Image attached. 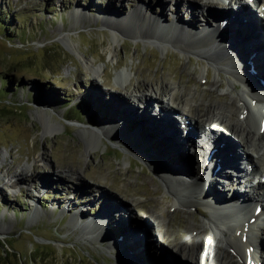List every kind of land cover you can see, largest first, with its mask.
Wrapping results in <instances>:
<instances>
[{"label": "rangeland", "instance_id": "1", "mask_svg": "<svg viewBox=\"0 0 264 264\" xmlns=\"http://www.w3.org/2000/svg\"><path fill=\"white\" fill-rule=\"evenodd\" d=\"M222 1L223 6L228 3L229 7L233 6L234 0ZM244 1L249 10L251 4ZM141 2L150 13L155 16L162 13L164 18L153 34H133L129 28L126 30L129 32H117L110 23L114 20L109 21L108 16L129 17L138 11ZM197 6L187 0H0V17L10 25L12 39L0 38V85L7 81L2 89L5 96H0V176L5 175L7 168L12 171L6 173L7 179L0 177V241L6 244L9 254L0 264H97L96 252L100 251L117 257L121 264H202L191 252L193 256L186 257L189 252L185 244L183 251H179L176 240L188 245L191 240L207 248L210 233L207 223L213 230H226L227 236L233 233L226 221L233 216H226L232 213L233 207L225 205V215L219 216V206L214 199H204L202 191L206 187L202 190L199 183L204 174L200 158H194L187 148L183 152L188 163L184 154H180L182 148L176 150L177 153L159 131L172 129L174 125L165 124L161 128L163 123L158 116L151 119L153 114L149 116L142 111L145 106L151 113L156 103L169 105L171 96H178L181 105L188 101V107L201 109L208 117V122L204 123L205 133L215 137L220 134L221 138L216 139L221 141L217 143L227 147L229 164L236 166L237 171L245 170L242 158L247 154L242 151L239 140L222 131L214 132L209 126L219 129V124L215 123L217 112L225 116L233 110L232 104L241 107L236 98H244L246 93L247 97L255 96L264 109V102L259 100H264V83L241 61L249 40L241 43V39L235 38L246 33V29L235 23L223 31L217 29L215 42L211 44L207 40L206 46L201 39L188 36L202 30H216V22L206 20H211L212 14L219 16L225 12L211 3L202 16L196 11ZM82 10L84 16H74V12L79 14ZM179 15L180 19L182 15L187 16L184 19L187 24L181 22L180 30L173 23ZM251 15L256 18L255 13ZM198 16H202L207 26ZM256 19L262 22L260 16ZM173 28L178 33L169 31ZM187 28L190 34L184 32ZM111 32L119 35L116 44L112 43ZM142 43H159L185 54L188 52L200 61L220 67L223 74L237 78L242 88L235 89L236 81L232 80L231 90L236 91H228L224 80L225 85L222 82L216 91L211 90V81H203L201 67L188 63L184 54L177 59L169 52L168 55L150 52ZM110 45L117 51L113 60L108 53ZM84 60L93 61L95 68H104L97 83L84 68ZM121 71L126 72L129 82L115 81ZM34 73L40 78L33 76ZM258 78L263 83L262 88L255 85ZM153 90L162 94L158 98L147 96L151 101L138 102L140 93L154 94ZM37 94L41 99L36 100ZM117 103L122 112L112 109ZM57 104H63L64 108L60 109ZM181 105L179 110L186 109ZM68 108H72L68 114L71 121L63 118ZM40 112L46 116L45 120L58 125L57 132L43 134ZM77 115L80 117L76 118ZM175 116L181 127L176 133L182 134L181 138L200 139L195 140L193 134L182 131L187 124L194 133L201 134L195 126L197 122L180 112ZM232 117L231 121L235 120ZM111 128H119L123 134L118 136ZM94 130L107 140L106 145L118 146L126 155L130 152L144 156L149 163L152 161V167L159 169L161 176H168L179 187L182 203L195 214L171 212V202L167 200L161 204L163 213L159 210V214L156 213L161 216L159 222L148 219L147 210L162 202L151 199L142 180L133 175L127 177L114 165L101 144L95 151H87L92 145L91 141L86 145L84 139L89 136L87 131ZM39 158L44 162L35 165L34 161ZM172 162L178 165L180 172L172 171ZM118 163L122 165L123 159ZM32 164L35 166L28 172L27 167ZM73 172L79 177L73 178ZM20 173L22 180L17 178ZM208 175L206 179L211 180ZM3 181H11V184ZM67 194L70 195L66 198ZM10 207H14L15 212ZM251 212L248 210L247 215ZM95 218L100 219L101 226L97 220V225L91 227ZM88 220H92L91 225L85 226ZM160 230L173 239L160 240L156 234ZM9 238L14 241L10 243ZM42 239L48 242L40 241ZM82 255L83 259L77 258Z\"/></svg>", "mask_w": 264, "mask_h": 264}, {"label": "bare ground", "instance_id": "2", "mask_svg": "<svg viewBox=\"0 0 264 264\" xmlns=\"http://www.w3.org/2000/svg\"><path fill=\"white\" fill-rule=\"evenodd\" d=\"M187 1H190V2L197 4L198 6L196 8V11H199V13H202V16L206 13V8L208 6H210L211 3H215V6H214L215 8L224 9L226 11V12L220 14L219 16H215L212 14L213 18L209 21L206 20L207 23L213 22V20H214V22H216V27H217L216 30L211 29V31H209V32L208 31L205 32V30H202L195 35H188L189 37L193 36L194 38L201 39L203 46L207 45V40H209V42L211 44H213L215 42V38L217 37L216 36L217 29L219 31H223L224 29L228 28L229 25H231L233 23H235L241 29L247 30L246 33H242L239 37L235 38L236 40L241 39L242 40L241 43H244V41L249 40V44L246 46V49H243L241 61L243 62L244 67L248 66L251 70L255 71L257 76L260 77V79L264 83V24L260 23L256 19V18H258L259 14L264 16V1L259 0L261 2V11L256 16V18L252 17V15H251L252 10L250 11V7L248 10V6H246V2L244 0H234L233 6H231V7H229L230 5H227V7H226V5L223 6L219 2L221 0H187ZM142 5L145 6V4L141 2V6L138 9V11H136L134 14H131L129 17L127 15L126 16L112 15V16H108L109 17L108 20L109 21L114 20L113 22H110V23L116 28L117 32L118 31L120 32L121 30L126 31L127 28H129L133 34L134 33L135 34H143L144 33V36L145 35H152L154 32V29H156V27L159 25L160 21L163 20L164 18L161 17L162 13L160 16H155L154 14H152L148 10H146L145 7ZM157 10H159V9H157ZM174 11H175V7H174ZM199 13L197 12V15ZM77 15H83L84 16V11L82 10V12L79 14H76V12H74V16H77ZM190 15L192 16V14H190ZM174 16H176V15H174ZM202 16L201 17L198 16V18H200L204 22V25H206ZM186 18H187V16L182 15V17L180 19V15H179L177 17V19L173 20V23L175 24L176 29L180 28L181 22L184 24H187V22L184 20ZM124 25H126V26L124 29H122V27ZM152 25H154V28L150 27ZM114 27L111 26L112 29H114ZM176 29H174V28L169 29V31L174 32V31H177ZM204 29H206V28H204ZM126 32H129V30ZM184 32L186 34L191 33V31L188 28L184 29ZM176 33H178V31ZM149 38H152V37H149ZM112 43L113 44L117 43L116 38H113ZM157 44H159V43H157ZM159 45H161V44H159ZM111 46L112 45H110V47H109L108 53H109L110 59L113 60L112 58L116 57L117 51L114 47H111ZM230 51L232 52V50H230ZM84 68L86 69V71L90 72L93 75V81H95L96 83H97V78L101 79L102 75L104 74V70H103L104 68L102 66L95 68L93 61L84 60ZM215 71L217 73L222 72V70H220V67H218L216 65H215ZM217 79L218 78H214V81L211 83V85H210L211 90L216 91L217 88L219 86H221L220 85L221 81L217 80ZM260 79L259 78L256 79L255 85H258L259 88H262L263 86L261 84ZM116 80H119L120 83H121V81H122V83L123 82H129V77L126 75V72L121 71L118 75H116L115 81ZM120 85H122V84H120ZM125 90H126V88H125ZM134 91H135V89H134ZM158 91H160V90H158ZM153 92H154V94L152 92H150L148 95L145 94L144 92L140 93L138 96V99H137L138 102H141V103L142 102H148V101H151V99H150V98H152L151 96L158 98V95L162 94L161 92H159V94H158V92L156 90H153ZM133 96H135V95H133ZM147 96H150V98H147ZM262 96H263L262 98H264L263 94H262ZM252 99H255V96H253ZM238 100L246 101V100H243L242 98H236V101H238ZM259 100H260V102L261 101L264 102V100H261L260 98H259ZM179 101H180V98H178V96H171L168 99L169 108L164 107V105H162L160 103H156L154 105V107L152 108L151 113H148V109L147 110L143 109L142 111L145 112V114H148L149 116L152 114L154 116H158L159 120H161V122L164 124V125L161 124V126H160L161 128H164L165 124H169V122L171 125H174V127H171L172 129H168V130H159L157 128H155V129L159 130L162 133L163 139H165V141L166 140L169 141V143H167V145L169 147H171V148L173 147L175 151L176 150L180 151V148H182V152L180 154H184L183 156H185L188 163H189V159L186 156L185 152H183V150L187 151V148H188V152L193 153L192 148H196L198 156H200V160H199L200 168L203 169V172H201V173H204L201 175V179H199V183L201 185L202 190L206 187V189L204 191H202L205 195L204 199H207V200L209 198L214 199V203L215 204L217 203V205L219 206V213H218L219 216H222V214L225 215V210H224L225 205L233 207L232 213L231 214L229 213L228 215H226V216L233 215L232 217H230L226 220L228 223H230L229 226L231 227V231L233 232V236L232 237L226 236L224 238H225L226 242H230L233 245V247H234L233 252H234L235 256L244 257L245 259L246 258L250 259L249 255H248V251H247V249H248L247 245L240 238V231L247 229L246 232L244 233L243 237L246 238L249 235H252L251 239L254 238V235H257L259 233V231L257 229L258 225H259V224H257L258 220H260V219L264 220V217H263L264 216V203H263L264 202V186L260 187V188H255L251 185V188H252L250 190L251 192L246 193L243 191V189H241V185H242V181L244 180L243 179L244 176H246V172H247L246 168L247 167H248V170H255L256 171L255 178H258L260 175L264 176V124H262V120H261V116L263 115L261 112L264 109L262 107L259 108L257 106V104H255L254 100H252V103L247 102V101L244 103H241L240 104L241 107H239L238 105H237V107H235L232 104L233 110L230 109V112L228 113V115L226 114L224 116V115H222V113L217 112L216 116H218L217 117L218 119H216L215 123L219 124V126H220L219 129H216L214 127L209 126L210 129H213V131L215 130L214 132L218 131V133H219L220 131H222V133H225L227 135L235 137V139L239 140V142L241 143L242 151L245 150L244 153L247 154V156H243V158H242V161L245 163V167H246L245 170L234 171L232 166L229 164L230 162L228 161V155L225 153V150L220 145H215L213 143L201 142L199 139L196 141H192V139L190 140V139H186V138H181L182 134L176 133L181 128L179 120L174 121V119H176V116H175L176 112H180L181 114H183L187 117H190L193 121L197 122V124H195V126L198 128V130H197L198 133H205L204 129H205L206 125H204V123L208 122V117L205 115L203 110L198 109L197 106H194L195 107L194 109H196V108L197 109L193 110V106L188 107V101H187V104H185V105H181V103ZM236 101H233V102H235V105L237 104ZM141 103H139V104H141ZM116 105L117 106L114 108L112 107V109L116 112L117 111L122 112L121 108H119L120 107L119 103H117ZM142 105H145V104L143 103ZM180 105L186 109H180L179 110L178 108ZM228 106L231 107V105H228ZM143 107L145 108V106H143ZM249 108H250V110H248ZM255 109H257V111H256L257 113H256V115L253 116L254 117L253 118L251 115L254 114ZM39 114L42 115L41 118L44 121L42 123L44 135H48V134L50 135V134H53L59 130V127L57 124H53V123H50L47 120H45V117H43V112H40ZM162 116L165 118H163ZM172 116H173V118L171 119L170 117H172ZM232 116H234V119H235L233 121H231L233 119ZM231 117H232V119H231ZM150 118L153 119V116H151ZM195 119H197V121ZM218 121H219V123H218ZM144 122L150 127V125H151L150 123L146 122L145 120H144ZM117 123L120 124L119 122H117ZM151 123H153V122H151ZM210 123L212 124V122H210ZM224 123H226V124H224ZM251 123L253 125H251ZM202 125H203V128L202 127L200 128V126H202ZM117 129L118 130H114V128H111V130L116 132L118 134V136L122 135L123 133H121V130L119 128H117ZM182 131L184 133V131H186V130H182ZM212 136H214V140H217L216 137L221 138L220 134H218L216 137H215V135H212ZM96 137L100 138V135L96 134ZM178 141H180V143H178ZM180 144H183V145H180ZM164 146H165V144H164ZM165 148H167V147H165ZM87 151L92 152V148L88 147ZM142 158L145 159L144 156H142ZM193 161H194V158H193ZM41 162H44V160H42L40 158H39V160L34 161L35 165L38 163H41ZM190 162H191V159H190ZM35 165L32 164L31 166L27 167V169L29 168L28 172H30V170H32ZM170 166H171V169L173 172H180L177 168L178 165H176L175 163H173V162L170 163ZM186 169H184L185 172H186ZM10 170H11V168L10 169L7 168L5 175H1L0 177L7 179L8 175L6 173H8V171H10ZM10 172H12V171H10ZM208 173H209L208 176L210 177L211 180L206 179V177H207L206 174H208ZM20 175H21V177H20ZM72 177L78 178L79 176L77 173L73 172ZM14 178H16V177H14ZM17 178L19 180H22V173H20ZM205 179H206V181H204ZM164 180H165V182H164L165 187L167 188V191L170 193V195L173 199L172 203H170L171 204L170 208L174 209V207H177L178 205H182L183 201L181 200V195H180L181 192H180L179 187L175 186L173 184V182L171 181V179L166 175H164ZM254 181H255V179L253 181L250 180L249 183L252 184ZM3 182H5V181H3ZM8 182L9 181L5 182V184L6 185L10 184ZM193 187H196V186H193ZM241 191L243 193H241ZM50 195H52V194H50ZM155 205H157V206L155 207ZM155 205L152 206V209H150V210L148 209L147 213H145V214H148V216H149L148 219L152 220L153 222L154 221L159 222L158 219L161 218V216L157 215L156 213H158L160 211L159 213L162 214L164 209H163L161 204H155ZM256 207H259V209H258L259 216L257 218L258 220L254 221V223H251L252 224L251 225L250 223H248V219H250L252 214H254V211L252 210V208H255V210H256ZM138 209H139V207H138ZM226 209H228V208L226 207ZM248 210L249 211L252 210L251 215H247ZM103 213H105V211H103ZM127 213L128 212L126 210V214ZM156 215H157V217H156ZM204 216H206V215H204ZM254 218H255V216H254ZM92 220L94 222H92V225H91L90 223ZM92 220H88L90 222H88L85 226L91 225V227H94L97 225V220L99 221L100 226L102 225L99 218H95ZM160 221H161V219H160ZM87 229L88 228H86V230ZM185 229H186V227H185ZM226 232H227L226 230L225 231L218 230L217 235L220 234L222 236H225ZM156 234H158L160 240L162 239V241L163 240L168 241V239H169L167 233H165L164 231L161 232V230H160ZM177 241L179 242V240H177ZM182 242L188 248L187 252H189V254L187 253L188 256H186L188 259H190V256L194 255L195 258H197L198 260L200 259L202 264H215L218 262L229 263L228 256H226L217 247L212 248V246L208 245L207 248H204V244H200L198 242H193L191 240H190L189 245L186 244L185 241H182ZM135 244H137V243H135ZM211 244L213 245V243H211ZM177 245L179 248L181 247L180 243H178ZM261 247H262L261 248L262 253L257 254L258 255L257 257H260V258L264 257V252H263L264 251V242H263V245H261ZM175 249H177V248H175ZM206 250H208V251H206ZM263 263H264V261H263Z\"/></svg>", "mask_w": 264, "mask_h": 264}, {"label": "water", "instance_id": "3", "mask_svg": "<svg viewBox=\"0 0 264 264\" xmlns=\"http://www.w3.org/2000/svg\"><path fill=\"white\" fill-rule=\"evenodd\" d=\"M117 35H118V33H112L111 38H116ZM100 37H101V35H100ZM117 39H118V37H117ZM142 45H145V47H148V51H150V52H156L158 54H163V55H168L167 52H169L172 54V56H174L177 59H180V57H184V55H185L188 63H192L195 65L197 64L198 67H201V69L203 71L202 73L204 75L203 81L205 83H208V81H211V83H212L214 81V78H218L217 80L221 81L220 85H223L222 82H224V85H225V81L228 83L227 88H228V91H230L231 88L233 87L231 85V84H233L232 80H234V81H236L235 82L236 84H234V88L235 89H237L239 87L242 88V86H240V82L237 78H235L231 75H225L222 72L217 73L215 71L214 65L200 61L197 58L188 54L187 52L185 54V53L178 51L176 49H172L170 47H166V46L159 45V44L142 43ZM182 54H184V55H182ZM233 90L234 89H232L231 91L233 92ZM234 91H236V90H234ZM249 100H252V99L250 98ZM249 100H248V102H250ZM248 110H250V108ZM37 118H40L39 115H37ZM87 132L89 134V136L87 138L88 140L84 139L85 140L84 143L87 145L91 141L92 151H95L96 147L98 148L99 144H101L105 148L104 153L107 154L109 157H111L114 160V163H115L114 165L120 167L124 171L123 173L127 174V177H129L128 175H133L134 177H136L137 180H142L145 183V184H143V186L151 195L150 197L152 200H155V201L158 200V201L162 202V203H158V204H163V205H164L163 202H167V200L172 203L173 199H172L170 193L167 191V188L165 187L164 175L161 176L159 173V169H157L154 166L152 167L151 162L149 163L148 160L140 157L137 154H132L130 152H128L129 155H126L121 150V148H119L118 146L112 147V146L106 145L104 142L107 140L97 130H94L92 132H90V131H87ZM96 134L100 135V138H97ZM86 145H85V147H86ZM234 150H235V148H234ZM125 158H127V159L125 160ZM122 159H123L124 163L121 165L120 163H118V161H120ZM170 210H171V212H174L177 210V212H181V213L184 212V213L195 214L191 210H189L184 204L178 205L177 207H174V209L171 208ZM8 240L11 243V240H13V239L9 238ZM40 241H47V240L42 239ZM36 242H34L35 244L34 243L33 244L36 245L37 244ZM0 251H2V253H3L0 255V260H3V258H5V256L9 255L7 253L8 250H7L6 244L3 241H0ZM96 254L98 257L97 264H98V262L100 264H121L120 260L117 257H113L110 254L106 253L105 251L96 252ZM84 257L85 256L82 255V256H78L77 258L83 259Z\"/></svg>", "mask_w": 264, "mask_h": 264}, {"label": "trees", "instance_id": "4", "mask_svg": "<svg viewBox=\"0 0 264 264\" xmlns=\"http://www.w3.org/2000/svg\"><path fill=\"white\" fill-rule=\"evenodd\" d=\"M0 31L1 32H6L5 34H2L1 32H0V38H2V36H3V38H4V40L6 41V39L8 40V41H10V40H12L11 39V37H10V28H9V26L10 25H8V24H5V22L7 21L6 19H2L1 17H0ZM4 22V23H3ZM3 23V24H2ZM33 76H36V78H40V76L38 75V73H34V75ZM35 78V77H34ZM6 84H7V81H3V82H1V85H0V96L1 97H3V96H5V92H3L2 91V89L3 88H5L6 87ZM8 94V93H7ZM38 95V94H37ZM39 99H41V97L38 95L37 96V98H36V100H39ZM58 103V102H57ZM11 104H13V103H11ZM58 105H60V104H57L56 106H58ZM15 107V106H14ZM72 107H74V106H72ZM64 108V106H63V104L62 105H60V109H63ZM67 111H65V115L63 116V118L65 119V120H67V121H71V120H73V119H71V118H68V114L70 113V112H72V108H68V109H66ZM76 112V111H75ZM80 116L79 115H77L76 116V118H79ZM76 118H74V119H76ZM76 121L78 122V120L76 119ZM3 207V206H2ZM11 208V210L13 211L14 210V207H10ZM10 208H7V209H10ZM5 209V208H4ZM14 212H15V210H14ZM15 214V213H14ZM13 214V215H14Z\"/></svg>", "mask_w": 264, "mask_h": 264}]
</instances>
